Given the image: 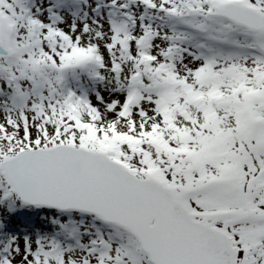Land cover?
<instances>
[{
  "label": "snow or ice",
  "instance_id": "6c2138e0",
  "mask_svg": "<svg viewBox=\"0 0 264 264\" xmlns=\"http://www.w3.org/2000/svg\"><path fill=\"white\" fill-rule=\"evenodd\" d=\"M0 264H264V0H0Z\"/></svg>",
  "mask_w": 264,
  "mask_h": 264
}]
</instances>
